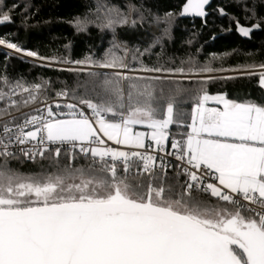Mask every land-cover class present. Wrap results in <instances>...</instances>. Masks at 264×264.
Returning a JSON list of instances; mask_svg holds the SVG:
<instances>
[{
    "label": "snow or ice",
    "instance_id": "1",
    "mask_svg": "<svg viewBox=\"0 0 264 264\" xmlns=\"http://www.w3.org/2000/svg\"><path fill=\"white\" fill-rule=\"evenodd\" d=\"M209 3L186 0L181 14L204 17ZM128 23L105 8L100 27ZM257 29L238 26L245 37ZM143 55L114 45L100 60L64 61L87 75L84 94L61 90L52 102L48 82L0 77V264H264V103L206 87L231 71L264 90V63L149 66ZM176 78L198 87L166 90ZM182 95L193 97L186 125ZM174 124L186 131L169 151ZM17 152L47 163L21 172L10 166Z\"/></svg>",
    "mask_w": 264,
    "mask_h": 264
},
{
    "label": "trees",
    "instance_id": "2",
    "mask_svg": "<svg viewBox=\"0 0 264 264\" xmlns=\"http://www.w3.org/2000/svg\"><path fill=\"white\" fill-rule=\"evenodd\" d=\"M185 2L0 0V13L7 12L11 17L10 22L0 24V39L35 51L45 60L61 65L66 60H100L114 45L124 46L131 51L139 50L144 53L139 57V62L149 66H180L182 62L187 66L191 60L198 64L210 63L216 68L235 69L264 63V0H215L206 21L183 18L181 13ZM101 6L104 7L101 9ZM105 8L118 10L128 18L129 23L116 26L114 32L101 28ZM221 9L224 14H221ZM113 13L115 17V11ZM77 19L87 20V26L78 29ZM133 20L136 21L134 26L131 23ZM168 21L172 22L170 27ZM256 23L261 24V29H257L250 39L242 38L236 31L238 24L253 26ZM165 28L167 35L164 34ZM64 69L37 64L0 49V77L6 76L11 82L21 81L26 85L48 82V97L61 89H68L70 94L75 91L83 95L87 75L81 76ZM217 74L235 78L218 79L208 84L206 87L211 94L225 93L231 99H253L264 103V90L259 87L257 77L235 72ZM164 87L166 90L176 87L195 89L198 85L195 78L192 83L176 78L174 83H166ZM192 104L193 97L181 96L179 110L184 113V125L190 122ZM184 131L186 127L178 124L170 126L169 145L173 137L179 139ZM17 155L20 158L10 161V166L24 173L37 170L41 163H47L39 159L33 163L21 154ZM168 175L173 176L174 169H169Z\"/></svg>",
    "mask_w": 264,
    "mask_h": 264
},
{
    "label": "rangeland",
    "instance_id": "3",
    "mask_svg": "<svg viewBox=\"0 0 264 264\" xmlns=\"http://www.w3.org/2000/svg\"><path fill=\"white\" fill-rule=\"evenodd\" d=\"M101 4V3H100ZM103 4V3H102ZM101 4V5H102ZM104 5V4H103ZM101 9H102V7H101ZM112 15L114 16V13H112ZM131 17H132V15H131ZM169 22V21H168ZM172 22H169L168 23V27H170V24H171ZM3 46V47H2ZM0 47H2V48H5L6 49V45H0ZM1 49V48H0ZM5 52H7V53H11V54H15V55H18V56H20V57H22L23 59H26V60H29V61H31V62H34V63H37V64H41V65H46V66H52V65H54V66H60V67H63V68H67L68 67V65H66V64H64V65H61V64H58V63H53V62H51V61H49V60H40V59H38V58H36V57H27V56H24L23 54H21V53H16L14 50H12V49H6L5 50ZM72 67H77L76 65H72ZM229 73H232L231 71H226V72H221V74H229ZM216 75H218L217 73H216ZM142 130V129H141Z\"/></svg>",
    "mask_w": 264,
    "mask_h": 264
},
{
    "label": "water",
    "instance_id": "4",
    "mask_svg": "<svg viewBox=\"0 0 264 264\" xmlns=\"http://www.w3.org/2000/svg\"><path fill=\"white\" fill-rule=\"evenodd\" d=\"M214 1H215V0H210L209 5L205 6V11H206V13H207L206 16H204V17H197V16H192V15H182V17L185 18V19H201V20H203V21H206L208 15H209V9H210V7L213 5ZM182 8H183V7H182ZM238 26H245V27H252V26H247V25H243V24H238V25H237L236 31H237V33H238L242 38H244V39H250L251 36H252V34L256 31V30H254V31L251 33V35H250L249 37H245V36H243V35L239 32V30H238ZM0 48H1L2 50H4V51L6 50L5 48H2V47H0Z\"/></svg>",
    "mask_w": 264,
    "mask_h": 264
},
{
    "label": "built area",
    "instance_id": "5",
    "mask_svg": "<svg viewBox=\"0 0 264 264\" xmlns=\"http://www.w3.org/2000/svg\"><path fill=\"white\" fill-rule=\"evenodd\" d=\"M61 90H67V91L69 92L68 89H61ZM61 90H59V91H61ZM69 93H70V92H69ZM57 99H58V98H57L55 95L52 96V97H48L49 102L55 101V100H57ZM60 102H61V103H64L65 100H64V99H60ZM41 106H42V105H41ZM22 111L27 112V111H29V109L25 108V109H22ZM23 147H27V146H23ZM168 150L171 151V146H170L169 144H168ZM17 154H20V153L17 152ZM21 155H22V154H21ZM166 159H167V161L171 162L173 165H175L176 163H178L177 161H175L174 157H172V156H168ZM169 169H173V168H169ZM169 169H168V170H169Z\"/></svg>",
    "mask_w": 264,
    "mask_h": 264
},
{
    "label": "bare ground",
    "instance_id": "6",
    "mask_svg": "<svg viewBox=\"0 0 264 264\" xmlns=\"http://www.w3.org/2000/svg\"><path fill=\"white\" fill-rule=\"evenodd\" d=\"M2 47H3V46H2ZM6 49H9V48L6 47Z\"/></svg>",
    "mask_w": 264,
    "mask_h": 264
}]
</instances>
